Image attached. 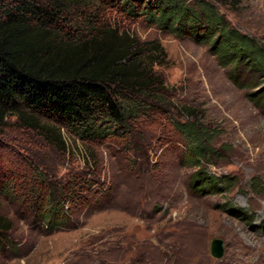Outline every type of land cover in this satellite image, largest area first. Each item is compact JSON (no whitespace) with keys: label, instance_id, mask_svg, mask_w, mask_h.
I'll return each instance as SVG.
<instances>
[{"label":"rangeland","instance_id":"374dc122","mask_svg":"<svg viewBox=\"0 0 264 264\" xmlns=\"http://www.w3.org/2000/svg\"><path fill=\"white\" fill-rule=\"evenodd\" d=\"M207 1L231 27L264 44V0ZM91 26L162 47L165 56L157 50L149 57L172 88L173 106L127 135L97 142L50 120H38L36 130L9 116L0 125V182L11 197L0 192V216L17 246L0 251V264H264V105L253 100L264 97L260 74L241 68L234 84L209 45L110 5L73 7L59 33L75 40ZM185 123L208 132L216 155L202 167L233 179L227 192L192 189L202 167L185 161L187 143L175 127ZM42 180L44 197L50 188L61 197V182L79 188L69 200L72 221L53 233L27 222ZM214 238L224 241L221 259L210 254Z\"/></svg>","mask_w":264,"mask_h":264},{"label":"trees","instance_id":"16d2710c","mask_svg":"<svg viewBox=\"0 0 264 264\" xmlns=\"http://www.w3.org/2000/svg\"><path fill=\"white\" fill-rule=\"evenodd\" d=\"M108 5L131 18L143 17L177 38L209 45L219 64L230 68L234 84L246 67L264 81V44L231 27L207 0H0V125L13 115L37 130V121L46 119L83 141L97 142L127 135L135 125L170 112L172 88L155 72L158 62L151 60L153 55L149 57L157 50L165 56L162 47L149 49L114 29L95 26L75 40L62 39L59 31L73 7ZM253 98L264 105V97ZM175 127L187 143L184 157L189 165L202 167L216 155L207 144L208 132L196 123ZM232 181L212 176L203 166L193 175L191 187L218 194L231 189ZM44 183L34 186L40 199L27 222L53 233L72 221L69 200L78 196L79 188L61 182V197L54 188L44 197ZM0 192L11 197L8 184L0 182ZM11 230L0 216V251L16 249Z\"/></svg>","mask_w":264,"mask_h":264},{"label":"water","instance_id":"95a60500","mask_svg":"<svg viewBox=\"0 0 264 264\" xmlns=\"http://www.w3.org/2000/svg\"><path fill=\"white\" fill-rule=\"evenodd\" d=\"M210 254L216 258L221 259L225 254L224 241L220 238H214L210 243Z\"/></svg>","mask_w":264,"mask_h":264}]
</instances>
